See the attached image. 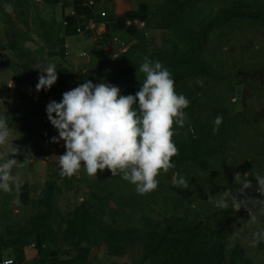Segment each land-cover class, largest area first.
I'll use <instances>...</instances> for the list:
<instances>
[{
    "label": "rangeland",
    "instance_id": "374dc122",
    "mask_svg": "<svg viewBox=\"0 0 264 264\" xmlns=\"http://www.w3.org/2000/svg\"><path fill=\"white\" fill-rule=\"evenodd\" d=\"M144 1L143 22L119 40L130 47L118 69L81 70L70 83L57 80L37 92L34 67L59 54L56 28L35 0H0V118L20 149L11 158L21 161L25 151L33 164L43 160L46 106L81 83H108L121 95H135L146 57L167 68L176 92L190 101L185 126L173 125L175 167L161 170L151 193L138 194L110 170L97 178L83 170L68 177L56 164L43 181L35 165L14 167L18 190H0V264L9 261V249L42 246L43 238L59 247L50 264H264V241L256 235L264 231V195L254 177L264 176V0ZM217 115L223 120L213 134ZM7 149L0 146V153ZM237 172L252 184L238 199L253 200L238 211L230 202L227 209L215 207L208 196L235 192ZM176 173L188 189L172 185Z\"/></svg>",
    "mask_w": 264,
    "mask_h": 264
},
{
    "label": "clouds",
    "instance_id": "9594fccd",
    "mask_svg": "<svg viewBox=\"0 0 264 264\" xmlns=\"http://www.w3.org/2000/svg\"><path fill=\"white\" fill-rule=\"evenodd\" d=\"M4 10L11 15L14 5L5 4ZM34 69L40 71L37 92L50 89L57 82L54 62L37 64ZM139 71L145 78L135 95H121L118 86L93 84L88 80L64 92L61 102L51 101L46 106L47 118L58 132L51 140L53 143L63 140L66 149L58 156L62 175L72 177L83 169L89 177L97 178L98 172L110 170L111 176L121 175L135 186L138 194L144 195L158 188L161 170L167 173L175 167L171 161L179 149L173 141V125L185 126V109L190 101L176 92L171 72L159 61L153 63L146 57ZM8 86L13 87L12 82ZM222 120V115H217L213 134L218 132ZM12 141L7 121L0 118V146L9 148L11 153L10 156L7 152L0 153V190L5 193L11 192L13 185L18 190L19 178L13 175L12 169L23 167L29 154L23 161L11 158L20 152ZM254 177L258 182L255 190L264 195V176L257 173ZM234 183L239 186L235 192L228 189L215 200L208 196L209 201L220 209H227L230 202L238 211L243 201L253 200L238 199L252 187L247 173L243 176L235 173ZM172 185L188 189L189 181L176 173L172 176ZM256 235L264 241V231Z\"/></svg>",
    "mask_w": 264,
    "mask_h": 264
},
{
    "label": "crops",
    "instance_id": "0c3cea01",
    "mask_svg": "<svg viewBox=\"0 0 264 264\" xmlns=\"http://www.w3.org/2000/svg\"><path fill=\"white\" fill-rule=\"evenodd\" d=\"M38 4L43 8L45 20L56 28L58 40L59 54L47 55L45 60L46 63L56 64L58 80L64 83L73 81V77L81 70L85 72L91 68L95 69L103 59L118 50L119 40L137 30L148 8L144 0H44ZM102 13L105 16H102ZM78 29L82 32L77 33ZM112 45L114 48L110 50L108 46L113 47ZM46 51L48 52L47 48ZM83 53H86V56H82ZM0 81V91L3 92L4 83ZM13 92L18 93V89ZM0 97H3L2 93ZM41 134L43 149H40L39 153L43 160L33 164L32 160L29 161L30 157H27L24 166L31 171L32 165H35V170L43 171L44 181L49 166L58 164V156L65 152V147L63 140L59 143L52 142L51 138L58 136V132L44 114ZM7 152L10 156V149H7ZM26 154L25 151L21 154V161L25 159ZM39 244L40 242L27 248L9 249L12 264H50L59 259L57 244L44 238L43 245Z\"/></svg>",
    "mask_w": 264,
    "mask_h": 264
},
{
    "label": "built area",
    "instance_id": "2783aa9c",
    "mask_svg": "<svg viewBox=\"0 0 264 264\" xmlns=\"http://www.w3.org/2000/svg\"><path fill=\"white\" fill-rule=\"evenodd\" d=\"M90 5H93V3H90ZM73 15L75 13H72ZM102 16H105L104 13H102ZM92 26V24H91ZM81 29L77 30V33H81ZM119 49L108 55L105 59H103L98 66L95 67L96 71H103V72H109L113 71L115 69H118V65L122 59V53L126 52L128 50V47L125 46L123 43H120ZM67 55V54H66ZM82 56H86V53H83ZM93 69V68H92ZM5 264V263H4Z\"/></svg>",
    "mask_w": 264,
    "mask_h": 264
},
{
    "label": "water",
    "instance_id": "95a60500",
    "mask_svg": "<svg viewBox=\"0 0 264 264\" xmlns=\"http://www.w3.org/2000/svg\"><path fill=\"white\" fill-rule=\"evenodd\" d=\"M37 3H43L44 0H35Z\"/></svg>",
    "mask_w": 264,
    "mask_h": 264
},
{
    "label": "trees",
    "instance_id": "16d2710c",
    "mask_svg": "<svg viewBox=\"0 0 264 264\" xmlns=\"http://www.w3.org/2000/svg\"><path fill=\"white\" fill-rule=\"evenodd\" d=\"M257 16H258V15H256V16H253V18H254V17H257ZM260 79H261V80H263V79H264V77H260Z\"/></svg>",
    "mask_w": 264,
    "mask_h": 264
}]
</instances>
